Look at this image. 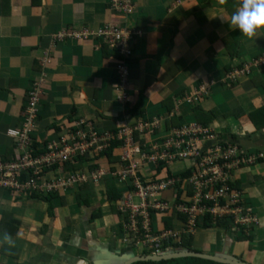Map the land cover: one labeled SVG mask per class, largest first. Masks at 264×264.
<instances>
[{"label":"crops","instance_id":"0c3cea01","mask_svg":"<svg viewBox=\"0 0 264 264\" xmlns=\"http://www.w3.org/2000/svg\"><path fill=\"white\" fill-rule=\"evenodd\" d=\"M176 1L133 0L129 14L114 10L110 0H0V160L13 161L21 154L7 132L21 128L28 91L36 82L41 90L33 142L37 153L79 120L116 131L140 119H156L162 131L151 139H157L171 128L200 123L201 116L215 110L219 116L210 127L249 153L264 154V129L251 116L264 107V64L256 62L264 57V35L248 40L230 28L235 0L222 6L216 0ZM107 24L141 30L128 61L129 103L120 101L117 65L122 57L95 35ZM83 31L91 35H69ZM249 63L252 73L229 79L230 71ZM203 84L210 89L207 95L199 104L188 103L185 98ZM195 106L201 107L200 114ZM238 110L244 113L226 117ZM106 184L95 186L90 207L78 204L74 190L47 202L41 193L0 188V264H91L89 257L98 247L126 251L117 207L100 204ZM235 185L245 192L260 225L243 239L230 219L209 228L205 220L195 235L202 240L193 246L210 255L230 248L243 262L264 264V157L241 169ZM175 221V227H182Z\"/></svg>","mask_w":264,"mask_h":264},{"label":"built area","instance_id":"2783aa9c","mask_svg":"<svg viewBox=\"0 0 264 264\" xmlns=\"http://www.w3.org/2000/svg\"><path fill=\"white\" fill-rule=\"evenodd\" d=\"M110 3L114 10L129 14L135 7L133 0H110ZM140 33L138 28L115 24H107L95 32L122 57L117 71L120 101L124 103L131 101L128 93L131 43ZM69 35L85 39L91 34L83 31ZM256 62L264 64V57ZM253 70V64L249 63L230 71L227 76L236 80ZM209 90L207 85H200L185 100L199 104ZM40 95L36 82L28 91L21 128L7 132L17 140L21 154L13 161L0 160V188L24 195H47L91 182L100 185L110 176L120 186L116 207L121 215L123 242L151 255L182 248L185 238L197 235L200 223L208 217L214 222L230 219L241 238L249 237L260 225L258 215L246 201L245 192L236 187L235 182L236 174L257 164L264 157L263 153H249L241 144L227 140L221 132L199 122L171 128L164 136L151 139L162 131L161 124L156 119H140L135 125L122 126L116 131H101L79 120L72 129L50 141L43 153L35 154L33 142ZM115 142L121 146L116 170H112L107 161L106 166L90 171L54 174L52 170L55 165L75 162L78 158L95 159ZM179 162L184 167L172 172L171 165ZM158 168L162 170L159 174ZM186 174L189 176L184 177ZM172 214L185 218L176 220L182 227H166L163 217Z\"/></svg>","mask_w":264,"mask_h":264},{"label":"trees","instance_id":"16d2710c","mask_svg":"<svg viewBox=\"0 0 264 264\" xmlns=\"http://www.w3.org/2000/svg\"><path fill=\"white\" fill-rule=\"evenodd\" d=\"M197 106H199V105H197ZM200 108L201 107H199V108H197L196 106L194 107V109L196 111H199V114H200ZM263 109H264V107H263ZM263 109L262 110H256V111L254 110L253 113H251V116L253 117V122L256 124V126L259 130L264 129ZM241 113H244L243 110H238L236 112L228 113L226 117L227 118L238 117L241 115ZM260 113H262V114L260 115ZM258 115H259V117H258ZM218 116H219L218 111H215V110L210 111L204 119H203V116H201L199 118V121L203 125L209 126V123L212 122L215 118H218ZM222 136L224 138H226L224 135H222ZM234 142H236V141H234ZM120 149H121L120 143L115 142L113 144L112 148H110L107 152H104V153L97 155L95 159H90V160L86 159L85 160L83 158H78L77 160H75V162L72 161L69 163H64L62 165L61 164L55 165L52 170H54V174L76 173L79 171H86V169L88 171H90L91 169L95 170V169H98L99 167H101L102 165L100 163L102 160H105L108 163H110L112 165V170H116L117 166H119L120 151H121ZM45 150H46V148H45V146H43L42 150L40 149V153H43ZM37 151L38 150H36L35 154H39V153H37ZM87 165H89V167ZM168 166H169V164H168ZM187 176H189V174L184 175V177H187ZM106 183H107L106 188L103 190V192H101V195L103 196L102 197L103 200H101L100 204L103 205L105 203H110V204H112L113 209L115 210L116 202L120 198V195L117 192V189L120 186L110 176L106 178ZM72 189H69V190H72ZM69 190H67V191H69ZM66 192H55V193H50L47 195L43 194V193H41V194H42V197L47 202H49L51 200V198H53L54 196H59L60 194L66 193ZM73 193H74L73 195L75 196L78 204L80 206H84V207H90V199L96 197V195H97V192L95 190V185L92 182L87 183V184H81V185L75 187ZM37 196L40 197V195H37ZM60 196H62V195H60ZM100 210L101 209L98 208V212ZM96 216H94V219L96 218ZM120 216L121 215H119V217ZM180 218H181V216H175V214H172L169 217H163V221H164L167 228H171V227H173V224H174L173 222L175 220L180 219ZM220 220H222V219H220ZM212 223H214V221L212 220V218L208 217L206 219L205 223L203 224V226L209 228V227L213 226ZM254 231L255 230H253L251 234H253ZM243 239H247V238H243ZM194 241H195V239L193 238V236H190L187 239V241H185L181 247H184L186 249H189V250L197 252V253H202V252L198 251V249H196L193 246ZM133 251H134V249H133ZM142 255H151V253L145 252ZM135 264H218V263L210 262V261H206V260H201V259L189 258V259H181V260L173 259V260L160 261V262H153V261L138 262Z\"/></svg>","mask_w":264,"mask_h":264},{"label":"water","instance_id":"95a60500","mask_svg":"<svg viewBox=\"0 0 264 264\" xmlns=\"http://www.w3.org/2000/svg\"><path fill=\"white\" fill-rule=\"evenodd\" d=\"M201 259L218 264H248L230 254V248L223 254L197 253L185 248L164 251L157 255H137L132 247L128 245L126 251L120 252L110 248V246L98 247L97 251L89 257L91 264H135L138 262H160L167 260L181 259Z\"/></svg>","mask_w":264,"mask_h":264},{"label":"clouds","instance_id":"9594fccd","mask_svg":"<svg viewBox=\"0 0 264 264\" xmlns=\"http://www.w3.org/2000/svg\"><path fill=\"white\" fill-rule=\"evenodd\" d=\"M224 5L226 0H216ZM236 10L228 22L232 30H239L240 35L253 40L264 35V0H235Z\"/></svg>","mask_w":264,"mask_h":264},{"label":"rangeland","instance_id":"374dc122","mask_svg":"<svg viewBox=\"0 0 264 264\" xmlns=\"http://www.w3.org/2000/svg\"><path fill=\"white\" fill-rule=\"evenodd\" d=\"M236 122L238 123V122H239V119H235V120H234V123L236 124ZM154 138L156 139V137H154ZM179 163H180V162H179ZM179 163L176 164V165L171 166V167H170V170H171L172 172H178V171H180V170L184 167V165H183V164H179ZM174 164H175V163H174ZM101 165L104 166V165H106V164H101ZM87 166L89 167V165H87ZM87 166H86V167H87ZM88 167H87V168H88ZM72 190H74V189H72ZM72 190H69V191H67L66 193H69V192H71ZM72 194H73V193H72ZM100 194H101V193H100ZM135 202L138 203V202H139V199L136 198V199H135ZM115 226H116V224H115L113 227H115ZM200 237H201V236L198 235V237L195 236V237H193V238H194L196 241L198 240V242L200 243L201 240H202V239H200ZM115 246H117V247L119 246V244H118L117 241H116V243H115ZM120 246H122V245H120ZM120 246H119V247H120ZM134 252H135L137 255H142V254L144 253V252H142V250H139V249H137V248L134 249Z\"/></svg>","mask_w":264,"mask_h":264}]
</instances>
